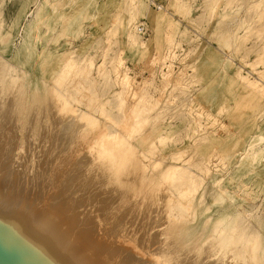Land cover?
<instances>
[{"label":"rangeland","instance_id":"1","mask_svg":"<svg viewBox=\"0 0 264 264\" xmlns=\"http://www.w3.org/2000/svg\"><path fill=\"white\" fill-rule=\"evenodd\" d=\"M140 24L145 32L138 31ZM22 35L27 47L18 53ZM0 81L5 97L22 94L31 109L37 100L50 103L46 100L52 101L59 91L71 108L95 117L83 128V145L75 153L81 154L80 161L69 159L77 168L67 160L73 175L68 186L80 202L75 212L82 207L94 224L111 215L115 218L109 219L110 225L114 219L119 224L124 220L120 226L127 228L125 220L127 225L132 221L137 233L130 226L131 233L124 232L132 234L131 239L138 237L135 245L151 234L161 239L166 234L162 240L168 246H185L193 255L202 243L218 248V255L203 260H217L230 250L264 264V151L256 150L264 145V0H0ZM30 107L28 112L34 113ZM134 107L139 110L136 117ZM120 132L133 154L130 164L115 174L111 158H99L94 150L99 135ZM36 137L16 147L11 157L29 154L30 161L34 155L31 163L36 165H42L47 154L51 158L49 142L40 144ZM80 149L93 156L84 155L89 163ZM250 152L254 155L248 157ZM93 162L100 164V178ZM62 164L55 168L61 165L64 171ZM168 167L175 173L165 179L161 174ZM9 174L0 181L11 180ZM103 175H111L112 183ZM29 186L22 183L11 195L27 193ZM156 193L168 195L161 211L150 204ZM117 195L122 197L118 200ZM102 198L108 208L111 203L114 207L102 210L107 211L103 219L98 209L105 207ZM165 209L180 216L176 223ZM148 217L152 222L159 218V225L167 218L171 224L165 220L160 226L167 228L157 231L159 225ZM119 224L113 231H120ZM109 233L111 240L118 238Z\"/></svg>","mask_w":264,"mask_h":264},{"label":"bare ground","instance_id":"2","mask_svg":"<svg viewBox=\"0 0 264 264\" xmlns=\"http://www.w3.org/2000/svg\"><path fill=\"white\" fill-rule=\"evenodd\" d=\"M160 12L161 13H159L157 16L154 15L153 17H151V20L152 21L158 20L157 17H160L162 15V13L164 12V10H162ZM26 27H27V24L25 23L24 26L22 27L21 32L25 33ZM26 47H27V43H26V41L22 35L21 41L19 42V46L16 48L17 49L16 51L18 53H20L22 51H25ZM223 65H229V63L225 62V63H223ZM18 86L21 88L20 85H18ZM3 91H4V86L1 85V81H0V177L9 176L10 175L9 173L13 174V177L11 178V180H9L7 182L6 181H3V182L0 181V215L7 218L10 221H12L13 223L17 224L22 229H24L25 231H27L28 233H30L31 235L36 237L38 240H40L42 243H44L48 248H50L65 263H67V264H127V263H129V264H254L251 261V256H247V254H245L243 258L238 257V256L233 255V253H231L230 250L225 252L224 255L223 254L220 255L217 260L216 259L203 260V258H205L206 255H208V257H209V254L218 255V253H217L218 248L215 247L212 250V249H209L210 243L207 244L208 243L207 242L206 243L207 245L205 243H202L198 246L196 253H194V255H193L192 252L190 250H188V248H186L185 246H178V245H177L178 247L168 246L169 244H166L162 240L166 234L163 235L162 239L158 238V236L156 238V236H155L156 233L154 235L151 234V233H154V232H151V229H150V232H151L150 234L152 235V238H153V236H155V237L153 239L152 238L150 239L149 238L150 235L148 237H146L147 234H146V236H145V234H143L144 238H149V239H146V240L144 239L143 240L144 242L142 241L143 244L140 243L141 241L137 242L138 244L140 243L139 244V245H141V247H140L139 245H135L136 242H134V241H136V239L138 240V237L136 239L133 238L134 239V241H133V239H131L132 234H131V237H129L130 235L127 234L130 231L129 226L131 227L132 221L130 222L131 223L130 225H127L129 223V221H127L128 219L125 220L127 223L126 226H128L127 227L128 229L126 227H124V228L122 227V228H123V232L127 231V233L124 232L125 234H123V235L119 234L118 235V232L122 231L120 224L123 225V223H124L123 222L124 220L122 221L121 218H119L120 215L123 213H121L119 216H116L118 219L121 220L122 223L119 221L120 222V224H119L117 219H116L117 222H115V219L113 220V222L116 224H112L113 222L111 223V225H113V226L115 225L113 228L111 227L112 228L111 231H112L113 235L114 234L118 235L117 239L114 237L115 235L114 236L112 235L115 238V240H114V238L111 240L110 237L108 236V233L111 232V231H109L110 229L108 227L111 226L109 224L110 223L109 219L112 217V215L110 216L109 219H104L99 224L97 223L98 225L96 223L94 224L93 221L91 223V217L92 216L90 217V214L87 215L85 213V211L81 212L82 207H79V208H81L80 209L81 211L78 210V211H80L79 213H78V211L75 212V210H77L76 205L78 203V202H76L77 198H75L76 194L74 195V191H73V197L74 198H72V195H71L72 190L69 189V186H68L70 184L71 177L73 176L71 173V170L69 169L71 164H72L71 159H73V160H74V158L77 159V157L79 155H81L80 153H77L78 156L75 157V153L78 152L77 147L78 148L80 147V143H81L80 137L82 135L83 128L85 125L95 122L96 121L95 117L90 115V114L85 113L84 111H82L79 108H77V109L71 108L67 98L65 96H63L59 91H57V93L54 94L55 96L53 97V99L51 98L52 101H50V98L46 100V101L49 100V102L50 103L52 102V104L47 103V102L45 104H37L39 102L37 100V102L35 101L36 102L35 106L32 105L33 106L32 109L30 106H27L26 100L22 96V94L19 98H16L15 95H14V97L8 98V97L4 96ZM29 107L31 110L34 111V113H31V111L28 112ZM131 113H132L133 117H136L139 113L138 107H134L132 109ZM19 131H20V134L17 133ZM34 136H39V139L37 137L36 138H37V140L40 141L39 142L40 144L43 141H44L43 143L49 142V145H48V149H50L49 150V156H50V153L52 155H51V158H46L48 155L47 154L45 157L46 160L44 158V160L42 159V161H41V163L44 161L42 163V165H36L35 163H33V164L31 163V160H33V156H34L32 154H31L32 159L30 158V161L27 160V159H29L28 157H31L29 154H28V156H26L27 158L20 157V154H22V153H20L19 156H17L16 158L14 157L15 154L13 151L16 149V147H20L23 142H25L26 144L30 143L31 139ZM7 137H9L10 139L13 138V140H11L10 142H9V140L7 141L6 139H9ZM144 137L139 138L138 142L143 141ZM36 138H35L34 143L36 142V145H37L38 141L36 140ZM39 143H38V145H39ZM43 143H42V145L44 146L45 144H43ZM160 144H161V141H160ZM81 145H83V144L81 143ZM97 145H98V147H96V151L94 150V152H96V154L99 158H103V157L111 158L112 167L108 166V168L109 167L113 168L115 174L119 173L125 164H130L132 154H133V148L130 146H127L126 136L123 133L120 132V133H117L114 135H107L105 133H102L98 137ZM43 146H41V147H43ZM24 147H25V145H24ZM34 147H38V146H34ZM30 149H32V148H30ZM48 149L46 151H48ZM83 149H80V150H83ZM23 150H24V148H23ZM25 150H28V149H25ZM32 150H31V152H32ZM256 150L264 151V145L258 144L256 147ZM12 152L14 155H12V157H11ZM85 152H87V150L84 151L83 152L84 154H82V155L88 156L87 153H85ZM33 153H35V151ZM46 153H48V152H46ZM81 153H82V151H81ZM92 154H93V152H92ZM96 154L94 153L93 155L95 156ZM16 155H18V154H16ZM39 155H37V156H39ZM251 155L252 156L254 155L253 152L248 153V157H250ZM83 156H81V157H83ZM40 159H37V161ZM67 160L70 161L69 162L70 166L67 165V163H68ZM78 160L79 159H77L76 161H78ZM81 160H83V158H81ZM85 160L88 162L86 157H85ZM27 161H29L30 163H28ZM33 161H36V160H33ZM64 161H66V163H64ZM76 161H73L74 162L72 164L73 166L77 164ZM62 162H63L62 168L64 169L63 165H66V166H65V170L63 171V170H61V165H60V167H59L60 171H61L60 172V171H58L59 168H55V167H57V165L62 163ZM81 162H83L82 164H84V161H81ZM81 162L78 163V166L81 165ZM88 163H86V164H88ZM37 164H39V163H37ZM97 165H100V164L96 163V165H95L93 162L92 166H94V168L96 166V169L97 168L100 169L99 167H97ZM85 166H87V165H85ZM74 167H76V166H74ZM80 167H82V166H80ZM80 167H79V169H80ZM67 168H68V170H67ZM71 168H72V166H71ZM84 168L85 167L83 166V169ZM90 168H93V167H90ZM98 169H97V171H98ZM84 171L86 173L89 172V170H87L88 172L86 170H84ZM91 171L92 170H90V172ZM178 171L180 172V174L183 173L182 169H178ZM67 172H70L71 174L67 173ZM98 172H99L98 176L100 178V171H98ZM103 172H104V170L102 171V174H103ZM29 173H30V177H29V175H27ZM174 173H175V168L168 167L163 171L161 176L164 177L165 179H169L173 176ZM122 174L123 173H121V176H122ZM111 175H113V174H111ZM111 175L106 176L107 179ZM121 176H120V178H122ZM104 177L105 176L103 175L101 178H104ZM65 178H67V180ZM33 179L35 181H38V182L32 181ZM107 179H106V182H107ZM110 179L113 180L112 177ZM115 180H117V179H115ZM108 181H110V180L108 179ZM122 181L123 180H120V183ZM104 182H105V180H104ZM117 182H119V180H117ZM22 183L23 184L24 183H30V186L28 188L29 190L27 191V193H26V190H25V192H21L22 191L21 190V191H19L20 194L11 195V192L14 191V189L17 188V186L22 184ZM128 183L129 182H127V184ZM119 185H121V184H119ZM70 186H71V184H70ZM71 188H73V187H71ZM109 189H112V188H109ZM113 189H115V188H113ZM115 190L116 191L118 190L117 187ZM89 192H91V191H89ZM121 192H123V190ZM109 193H110V191H109ZM126 193H127V191H126ZM158 193H156V195L154 197H152L153 199H152V202L150 203L151 205L152 204L154 205V210L158 209L159 207L166 206L164 204H165V202L168 201L167 200L168 195L165 194L164 197L166 199H164V197H159L162 193L160 195ZM112 194H113V192H112ZM116 194H117V192H116ZM119 194L120 193H118V195ZM105 195H107V194H105ZM108 195H110V194H108ZM120 196H118V200H119ZM89 199L90 200L87 199L86 201L91 202L92 198H89ZM103 199L104 198H102V200ZM115 199L117 200V198H114V201H116ZM102 200H101V202H102ZM104 201H105V203H104ZM111 201H110V203H111ZM84 203L86 205L87 202H84ZM106 203H107V205L109 204V202H106V198H105V200H103L102 204L105 205ZM119 203H118L119 210H118L117 206H115L117 204V202H116V204L114 203L115 204L114 206H115V209H117L120 212L121 206L119 205ZM78 204H80V202ZM95 204H97V206H98V203H95ZM85 205H84V207H85ZM107 205H105V207L99 205L98 209L100 211H102V210H104V208L105 209L107 208L109 210L113 209V211H114V207L112 206V203H111V208H108L109 205L108 206ZM150 208H152V207H150ZM84 209H86V208H84ZM131 209H132V207H131ZM125 210L126 209H124V211ZM154 210H152V211L149 210V211H150V213H152V212L154 213ZM159 210H160V208H159ZM159 210L157 211V213H159ZM165 210H167V209H165ZM118 211H116V212L118 213ZM144 211H145V209H144ZM103 212H107V211L101 212L103 214L102 219H103V217H106V216H104ZM109 212H111V211H109ZM163 212H164V215H166L164 210L162 211V213ZM101 213L100 214L96 213V214L101 216L102 215ZM126 213H128V212H126ZM146 213L148 214V212H146ZM162 213H160V214H162ZM112 214L114 216V212ZM160 214L159 215L157 214V216L159 217ZM148 215H146V216L144 215L143 217H147ZM167 215L169 216L170 220H171V218L173 221L175 220V223L177 222L176 220H178L180 218V216H178L177 214L172 213V211L170 209L167 210ZM107 216L109 217L108 214H107ZM126 216L124 218H127ZM150 216H152V215L150 214ZM121 217L123 218V216H121ZM113 218H115V216ZM113 218H111V219H113ZM161 218H162V215H161ZM149 219H150V222L152 224H154L156 221L158 223V221L160 220L158 218V220L156 219L155 222H152V220H151L152 218L150 217ZM94 220L96 221V219H94ZM97 220H99V219H97ZM105 220H108V222H106ZM165 220L170 222V220H168L166 218L163 221L164 223H165ZM172 220H171V222H172ZM163 222L160 225H162ZM171 222H170V224H171ZM107 224H108V226H107ZM117 224H119V226H120L119 227L120 231L117 230L118 232H115L116 230L113 231V229L118 228ZM152 224H151V226H152ZM156 225H159V224H156ZM160 225H159L158 229L163 226V225L162 226H160ZM166 225H168V223ZM139 226H140V224H139ZM144 226L142 223L143 230H146V228L144 229ZM153 226L155 227V225H153ZM149 227H147L148 231H149ZM139 228H141V227H139ZM164 228H167V227H164ZM170 228H172V227H170ZM170 228L168 225V230H171ZM124 229H127V230H124ZM131 229L133 230L132 227H131ZM154 229H157V228H154ZM133 231L136 232L135 229ZM146 231H144L143 233H145ZM157 231H160V229ZM161 231H163V230H161ZM123 232H120V233H123ZM134 232H132V233H134ZM164 232H165V230H164ZM129 233H131V232H129ZM160 233H158V235H160ZM168 233H167V236H168ZM109 234H111V233H109ZM140 235H139V239H141L140 237L142 236V235L141 236ZM169 235L171 236V234H169ZM106 237L109 239H107ZM134 237H136V235ZM168 240H169V238H168ZM170 240H172V239H170ZM166 242L168 243V241H166ZM144 243H145V245H144ZM175 243L176 242L174 241L173 244H175ZM130 245H135V246L132 247ZM171 246H172V244H171ZM130 251H132V252H130ZM132 253L135 256V257L133 256V258L131 256V255H133ZM134 258L136 259V261ZM206 258H207V256H206Z\"/></svg>","mask_w":264,"mask_h":264},{"label":"water","instance_id":"3","mask_svg":"<svg viewBox=\"0 0 264 264\" xmlns=\"http://www.w3.org/2000/svg\"><path fill=\"white\" fill-rule=\"evenodd\" d=\"M0 264H67L50 248L0 215Z\"/></svg>","mask_w":264,"mask_h":264},{"label":"built area","instance_id":"4","mask_svg":"<svg viewBox=\"0 0 264 264\" xmlns=\"http://www.w3.org/2000/svg\"><path fill=\"white\" fill-rule=\"evenodd\" d=\"M138 31L139 32H145V27H144V25L143 24H140L139 26H138Z\"/></svg>","mask_w":264,"mask_h":264}]
</instances>
